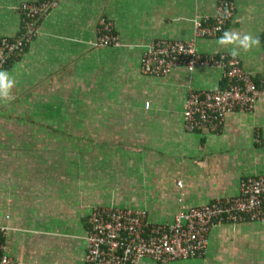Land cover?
I'll return each mask as SVG.
<instances>
[{
	"label": "crops",
	"instance_id": "crops-1",
	"mask_svg": "<svg viewBox=\"0 0 264 264\" xmlns=\"http://www.w3.org/2000/svg\"><path fill=\"white\" fill-rule=\"evenodd\" d=\"M0 0V38L19 30L16 5ZM215 37L195 38L200 54L229 55L224 31L257 37L236 57L264 78V0H230ZM217 0H59L37 33L0 67L15 80L0 101V225L4 251L21 264H82L91 205L142 209L169 221L178 204L236 194L239 179L264 173V100L227 112L214 129L185 131L188 89L223 86L209 66L138 70L141 45L191 37L195 17ZM112 23L119 45L93 47L95 18ZM230 56V55H229ZM146 103V105H145ZM180 184L176 185L175 181ZM200 257L137 264H264V221L215 223Z\"/></svg>",
	"mask_w": 264,
	"mask_h": 264
},
{
	"label": "built area",
	"instance_id": "built-area-1",
	"mask_svg": "<svg viewBox=\"0 0 264 264\" xmlns=\"http://www.w3.org/2000/svg\"><path fill=\"white\" fill-rule=\"evenodd\" d=\"M58 1H20L16 5L19 30L10 38H0V67L11 55L21 52L24 43L37 33L39 19ZM232 12V1L217 0L210 15L193 19L189 39L157 38L141 45L138 70L143 75L163 76L173 67L190 71L209 66L219 72L223 86L186 91L180 108L185 131L214 130L227 112L249 111L264 100V78L255 81L237 58L224 53L200 54L193 44L195 38L218 35ZM90 45H119L111 21L103 15L95 18ZM241 221H264V173L240 178L232 196L195 205L179 203L169 221L151 222L142 209L91 205L85 215L82 264H137L143 259L162 263L200 257L213 224ZM5 230L0 225V264H21L4 251Z\"/></svg>",
	"mask_w": 264,
	"mask_h": 264
},
{
	"label": "clouds",
	"instance_id": "clouds-1",
	"mask_svg": "<svg viewBox=\"0 0 264 264\" xmlns=\"http://www.w3.org/2000/svg\"><path fill=\"white\" fill-rule=\"evenodd\" d=\"M259 39L250 34H241L235 30L224 31L223 35L218 38V44L221 46H232L229 55L232 58L240 56L241 50L249 51L252 46L258 45ZM15 80L10 78L6 71H0V101L7 102L12 99L11 89L14 87Z\"/></svg>",
	"mask_w": 264,
	"mask_h": 264
}]
</instances>
